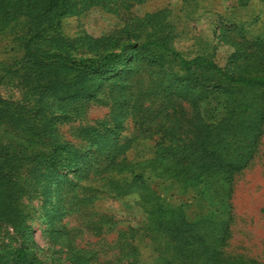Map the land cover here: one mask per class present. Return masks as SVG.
Here are the masks:
<instances>
[{
	"label": "trees",
	"instance_id": "16d2710c",
	"mask_svg": "<svg viewBox=\"0 0 264 264\" xmlns=\"http://www.w3.org/2000/svg\"><path fill=\"white\" fill-rule=\"evenodd\" d=\"M145 1L0 0V36L19 20L31 22L24 56L0 67V86L4 79L17 80L27 94L63 103L99 100L108 87L115 100L113 127L103 121L98 124L108 129L104 135L93 127L82 131L97 146L84 153L54 139L70 117L57 116L47 98L32 105L29 98L16 102L0 94V231L12 229L18 241L8 264H47L27 244L32 229L23 199L50 197L56 179L61 190L81 185L93 192L95 185L76 180H89L95 170L117 197L138 193L147 215L146 226L130 232H143L152 251L144 258L130 244L120 264H257L227 255L226 248L234 225V182L256 158L264 134V41L242 36L226 67L205 53L187 57L171 44L169 10L133 17L117 34L92 39L90 57L57 35L76 6L117 13ZM128 116L137 134L121 142ZM142 140L156 142L151 157L129 159ZM148 177L175 182L189 200H164ZM75 264L91 262L78 256Z\"/></svg>",
	"mask_w": 264,
	"mask_h": 264
},
{
	"label": "rangeland",
	"instance_id": "374dc122",
	"mask_svg": "<svg viewBox=\"0 0 264 264\" xmlns=\"http://www.w3.org/2000/svg\"><path fill=\"white\" fill-rule=\"evenodd\" d=\"M162 10L170 11L169 23L174 28L173 48L187 57L205 53L221 67H226L237 51L238 42L244 40L242 36L264 41V0H248L244 7L239 0H147L129 9L120 8L117 13L97 7L83 11L76 6L61 20L57 35L72 45L77 53L90 57L92 39L117 34L131 18L141 19ZM29 27L31 22L19 20L0 36V67L8 69L23 58ZM2 83L0 94L6 100L22 102L29 98L33 105L47 98L45 94H27L17 80L4 79ZM98 97L99 100L85 103L45 99L57 116L68 114L70 117L69 123L58 125V136L54 139L68 141L74 145V150L84 153L97 149L89 142L87 132L82 131L93 127L104 135L107 128L115 124L111 109L115 100L110 96V88L107 87ZM103 121L109 123L105 130L99 126ZM135 134L137 129L133 119L125 117L120 141ZM155 143L154 140L135 142L128 153L129 159L150 158ZM101 178L95 170L90 173L89 180H76L85 186L95 185L93 192L81 185L73 192L61 190V181L56 179L51 184L50 197L23 199L22 205L32 229L27 244L36 249L41 260L47 264H75V259L83 256L90 259L91 264H120L125 262L122 253L124 249L129 250L130 244L137 246L144 258L150 254L153 245L143 232H130L147 224L140 195L132 193L117 197V192ZM146 183L170 203L177 205L189 200L190 196L184 195L173 181L148 177ZM233 189L234 225L226 253L264 264V134L256 158L236 177ZM91 195L94 198L89 200ZM17 245L12 229L0 231V264H8L11 251Z\"/></svg>",
	"mask_w": 264,
	"mask_h": 264
}]
</instances>
